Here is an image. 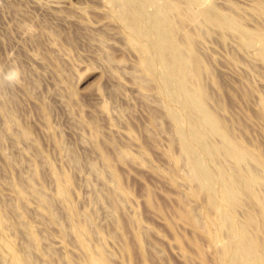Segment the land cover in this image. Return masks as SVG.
Here are the masks:
<instances>
[{
    "label": "rangeland",
    "instance_id": "1",
    "mask_svg": "<svg viewBox=\"0 0 264 264\" xmlns=\"http://www.w3.org/2000/svg\"><path fill=\"white\" fill-rule=\"evenodd\" d=\"M163 4L169 96L123 0H0V264H264V0Z\"/></svg>",
    "mask_w": 264,
    "mask_h": 264
},
{
    "label": "bare ground",
    "instance_id": "2",
    "mask_svg": "<svg viewBox=\"0 0 264 264\" xmlns=\"http://www.w3.org/2000/svg\"><path fill=\"white\" fill-rule=\"evenodd\" d=\"M192 2L193 0H189ZM124 4L126 6H132V16L129 20H126L123 16H120L119 18L122 19L125 22L126 29L130 33L131 40L137 42L140 44L142 50L148 54V58L144 60V65L148 72L152 73L154 70H156L158 67L163 70L162 77H161V85L160 90L165 95V85L169 83L170 81L175 82L174 80V74H176L175 71L178 68L177 66L179 63L181 64V60H177V48L176 46H173L171 44L170 40V34L171 31V25L169 23V19L166 13L165 5H159L157 6V0H123ZM147 5L155 6L156 11L152 14H147L144 9ZM205 16H208L212 13H214L211 9L204 12ZM215 20L220 22L223 25L227 26H233L234 22H231L229 18L223 17L218 18L217 14H215L213 17ZM171 33V32H170ZM243 40L247 43L249 41L247 40L246 36L244 35ZM171 48L172 52L174 53V59L172 61H166L165 58V49ZM169 48V49H170ZM260 55L264 58V46L261 47L259 50ZM176 56V57H175ZM176 59V60H175ZM179 59V58H178ZM181 66V65H179ZM185 92H187L185 87H182ZM181 88V89H182ZM166 95H170V92L166 90ZM189 96L192 98V102L195 105V108L202 110L203 105L199 100L198 92L192 91L189 92ZM197 109V110H198ZM202 116V123L209 124L211 127H213L212 131L221 132V129L219 128L217 122L214 120V118L206 114V111H204ZM179 124V123H178ZM180 126V125H179ZM182 127V126H180ZM192 128V132H193ZM181 128V132H182ZM214 131V132H215ZM225 144L224 147L227 151V154L233 157L236 160H241L245 155H247L246 151H243L240 149V147L234 146L227 137L224 136ZM183 149L184 151L193 152V149L188 143L189 141L187 139L183 140ZM249 155V154H248ZM195 167V166H194ZM195 176L200 179L201 184H206L209 181V175L207 172H199L198 168L195 167ZM61 190V189H60ZM223 195L226 196L228 199H234L236 195V189L235 185L231 182L227 183L225 186V190L223 191ZM234 196V197H233ZM228 212V210H227ZM227 212L225 213L227 215ZM231 221V220H229ZM232 227L234 226V223L231 222ZM236 228V227H235ZM244 236V239H243ZM240 237V238H239ZM238 248L236 250V254L240 255V258H242V261L244 262V259L250 255L251 253H254V243L251 239L246 237V234L243 231L238 232ZM8 248V250L12 254V259L15 262V264H23L21 259L16 255V253L13 251L12 247L5 243L4 240H1ZM244 258V259H243ZM241 261V262H242ZM91 264H94V262L91 261ZM228 264H235L233 261H229ZM239 264V263H238ZM242 264V263H241ZM245 264H250V262H245Z\"/></svg>",
    "mask_w": 264,
    "mask_h": 264
},
{
    "label": "clouds",
    "instance_id": "3",
    "mask_svg": "<svg viewBox=\"0 0 264 264\" xmlns=\"http://www.w3.org/2000/svg\"><path fill=\"white\" fill-rule=\"evenodd\" d=\"M3 79L7 81L9 85H17L21 81V73L18 69L13 68L4 74Z\"/></svg>",
    "mask_w": 264,
    "mask_h": 264
}]
</instances>
